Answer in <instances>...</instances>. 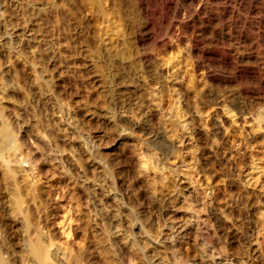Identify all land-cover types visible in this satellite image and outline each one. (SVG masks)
I'll return each instance as SVG.
<instances>
[{
	"label": "rangeland",
	"instance_id": "1",
	"mask_svg": "<svg viewBox=\"0 0 264 264\" xmlns=\"http://www.w3.org/2000/svg\"><path fill=\"white\" fill-rule=\"evenodd\" d=\"M168 3L0 0V131L60 262L264 264V0Z\"/></svg>",
	"mask_w": 264,
	"mask_h": 264
},
{
	"label": "bare ground",
	"instance_id": "2",
	"mask_svg": "<svg viewBox=\"0 0 264 264\" xmlns=\"http://www.w3.org/2000/svg\"><path fill=\"white\" fill-rule=\"evenodd\" d=\"M154 1H157V0H136L140 10L147 17H151L153 14L154 10H152V4H154ZM161 1L164 5L163 6L164 8H169L168 2L171 0H161ZM175 12L178 14L179 10L176 9ZM198 64L200 65V63H198ZM206 72L208 74V73H210V70L208 71V69H207ZM44 80H45V78H44ZM0 135H1V137H0V164H2V166L4 167V174L3 173L2 174L5 176V179H6V181H5L6 182V190H5L6 192H5V196H4V203H5V206L8 210L7 218L9 220H12L13 222H15L22 229V233H23L22 234L23 239H22L20 251L15 256L9 255L8 251H6V249H4L6 247H4V245L2 244V240L0 238V264H81V258L79 255H71L69 258H67V260L65 262L64 261L60 262V260L58 259V252L53 249V246L55 244L53 237L50 235L47 238L42 233L43 229H42V231L40 229V226H39L40 223L38 225L36 222H34V214H33L32 209L30 207V201H33V202L42 201L45 193L43 194V192H44L43 188L39 184L31 185L28 181L25 180V178L20 179L16 175L17 171H16L15 167H17V166H15L14 163L18 162L17 151L20 149L17 145L18 143L15 142V139H14L15 135H13V132H11L5 125H3V127L0 131ZM42 205H43V203H42ZM3 208H4V206H3ZM118 224H121V225H119L120 227L122 226L121 222H118ZM118 224H117V226H118ZM125 227H127V226H125ZM179 229H181V228H179ZM4 240H6V239H4ZM132 244L134 245L133 242H132ZM5 245L7 246V244H5Z\"/></svg>",
	"mask_w": 264,
	"mask_h": 264
}]
</instances>
